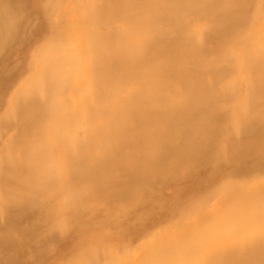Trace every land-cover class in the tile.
Wrapping results in <instances>:
<instances>
[{
  "label": "bare ground",
  "instance_id": "1",
  "mask_svg": "<svg viewBox=\"0 0 264 264\" xmlns=\"http://www.w3.org/2000/svg\"><path fill=\"white\" fill-rule=\"evenodd\" d=\"M0 264H264V0H0Z\"/></svg>",
  "mask_w": 264,
  "mask_h": 264
},
{
  "label": "rangeland",
  "instance_id": "2",
  "mask_svg": "<svg viewBox=\"0 0 264 264\" xmlns=\"http://www.w3.org/2000/svg\"><path fill=\"white\" fill-rule=\"evenodd\" d=\"M19 1H21V0H19ZM30 1V0H29ZM36 2H37V0H32V3L33 4H36Z\"/></svg>",
  "mask_w": 264,
  "mask_h": 264
}]
</instances>
